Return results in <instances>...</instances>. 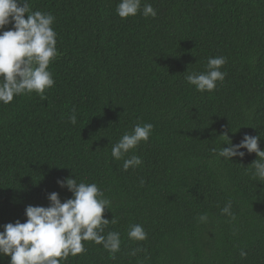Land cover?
<instances>
[{
  "label": "trees",
  "instance_id": "trees-1",
  "mask_svg": "<svg viewBox=\"0 0 264 264\" xmlns=\"http://www.w3.org/2000/svg\"><path fill=\"white\" fill-rule=\"evenodd\" d=\"M28 3L55 17V84L46 100L33 92L0 103V231L26 222L27 206H49L52 192L71 198L57 180L76 178L111 200L103 215L117 223L104 234L118 231L121 248L112 257L82 241L86 251L62 264H264V182L247 171L258 157L212 152L224 132L234 144L259 135L264 150V0H141L156 17L123 20L120 0ZM220 56L215 90L187 83ZM144 123L154 126L149 141L114 160L112 146ZM133 154L142 165L124 171ZM229 201L235 219L221 213ZM135 224L146 240L128 238Z\"/></svg>",
  "mask_w": 264,
  "mask_h": 264
},
{
  "label": "clouds",
  "instance_id": "clouds-1",
  "mask_svg": "<svg viewBox=\"0 0 264 264\" xmlns=\"http://www.w3.org/2000/svg\"><path fill=\"white\" fill-rule=\"evenodd\" d=\"M117 15L123 20L138 13L145 18H155L156 10L151 4L141 0H120L116 7ZM27 14V18H25ZM55 17L51 13L31 11L28 0H0V103L10 104L15 96L30 95L35 92L46 100L45 92L54 86L55 81L49 65L57 58V33L52 25ZM11 25L9 28L8 26ZM7 29V30H5ZM226 63L225 57L209 58L204 72H191L186 75L187 83L201 93L212 92L217 81L223 82L226 73L220 69ZM72 124L77 123L75 114L69 117ZM151 123L136 124L132 131L125 132L112 146L111 157L119 161L133 152L141 142L147 143L153 131ZM221 145L213 148L216 159L231 160L243 158L246 153L258 157L247 169L253 179L264 182V150H261L259 135L245 134L238 144H234L227 132L219 135ZM241 149H246L241 151ZM141 157L131 155L124 160L123 170L142 165ZM141 180V185H143ZM57 184L66 187L72 197L61 202L59 194L48 195L49 206H32L25 209L26 222L3 225L0 231V256L10 257L9 264H62L69 256L76 257L86 251L84 243L91 241L114 257L121 248L118 231L105 228L117 221L104 218L106 209L111 208V200L106 198L95 183L77 182V179H58ZM229 201L221 213L235 219ZM208 221L207 214L199 216V222ZM133 241H144L147 232L142 225H131L127 233ZM140 249H134L136 255ZM243 257L244 251L240 252Z\"/></svg>",
  "mask_w": 264,
  "mask_h": 264
}]
</instances>
